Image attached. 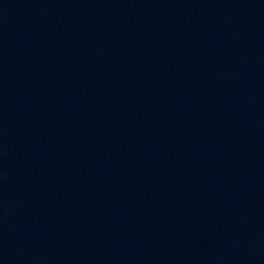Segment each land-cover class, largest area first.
<instances>
[{
    "label": "water",
    "instance_id": "water-1",
    "mask_svg": "<svg viewBox=\"0 0 264 264\" xmlns=\"http://www.w3.org/2000/svg\"><path fill=\"white\" fill-rule=\"evenodd\" d=\"M0 264H264V0H0Z\"/></svg>",
    "mask_w": 264,
    "mask_h": 264
}]
</instances>
